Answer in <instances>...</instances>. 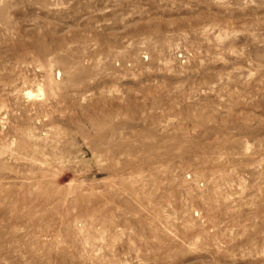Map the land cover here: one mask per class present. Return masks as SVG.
Listing matches in <instances>:
<instances>
[{"label":"rangeland","instance_id":"1","mask_svg":"<svg viewBox=\"0 0 264 264\" xmlns=\"http://www.w3.org/2000/svg\"><path fill=\"white\" fill-rule=\"evenodd\" d=\"M0 264H264V0H0Z\"/></svg>","mask_w":264,"mask_h":264}]
</instances>
